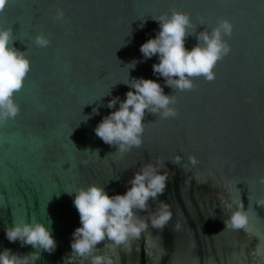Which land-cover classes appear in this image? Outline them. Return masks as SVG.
I'll return each mask as SVG.
<instances>
[{
	"label": "water",
	"instance_id": "obj_1",
	"mask_svg": "<svg viewBox=\"0 0 264 264\" xmlns=\"http://www.w3.org/2000/svg\"><path fill=\"white\" fill-rule=\"evenodd\" d=\"M58 8L65 12L61 22L54 19ZM173 8L191 13L196 34L186 40L189 50L199 32L230 19L233 33L225 38L231 52L218 62L214 80L196 78L193 90L176 93L178 117L146 114L143 145L121 155L95 128L119 108V102L107 107L109 100L126 99L130 87L122 81L129 72L130 78L157 80L173 94L153 71L158 55L144 60L140 51L159 32L153 18ZM0 26L12 28L15 47L31 60L16 94L21 111L0 124V252L36 250L7 239L14 219L50 218L57 246L41 250L36 264H73L66 257L82 226L74 192L97 183L110 195L124 194L141 165L159 158L170 171L159 199L170 205L171 221L162 231L149 226L127 247L102 242L101 252L108 247L119 262L130 263L138 244L166 264H264V205L258 203L264 200L258 182L264 176V0H9ZM40 32L51 39L45 48L34 43ZM133 60L138 63L129 70ZM86 149H99V156ZM177 154L181 165L171 162ZM192 154L199 160L194 167ZM241 200L251 231L224 225L230 212L222 205ZM158 202H149L152 210Z\"/></svg>",
	"mask_w": 264,
	"mask_h": 264
},
{
	"label": "clouds",
	"instance_id": "obj_2",
	"mask_svg": "<svg viewBox=\"0 0 264 264\" xmlns=\"http://www.w3.org/2000/svg\"><path fill=\"white\" fill-rule=\"evenodd\" d=\"M8 3L9 0H0V12ZM54 19L57 22L65 19L62 8L56 10ZM153 19L159 22V32L144 42L140 51L144 60L158 55L159 62L153 65V71L165 78L173 94H165L164 87L157 80L130 78L128 73L127 79L122 81L130 87L126 99L116 96L109 100L107 107L116 109L119 102V108L106 115L95 128L97 137L117 147L116 153L121 155L143 145L145 126L148 124L144 123L146 114L158 115V119L178 117L176 93L193 90L196 78L214 80L218 62L231 52V44L225 37H231L234 24L228 18H221L210 30L206 27L199 32L196 36L198 42L190 50L186 47V40L196 34V31H190L194 27L191 13L173 8L170 14L162 13ZM14 41L12 28L0 26V124L19 115L21 106L16 101V94L24 87L31 71L30 56L27 51L16 48ZM34 43L45 48L51 44V39L40 32ZM137 63L133 60L125 67L130 70ZM93 113H98V108L93 109ZM91 152L99 156V149ZM182 160L183 157L177 154L171 162L181 165ZM188 163L196 166L198 157L190 155ZM169 172L165 160L157 158L155 162L151 160L141 165L124 194L110 195L104 185L97 183L82 186L74 192V205L82 226L75 229L71 253L66 258L69 261L80 258L81 264L84 261L88 264H114L112 256L99 249L98 245L102 242L110 241L114 248L127 247L132 240L140 238L149 226L162 231L173 216L170 205L159 199L167 188ZM258 182L264 185V176H260ZM150 201H159L155 210L151 209ZM233 203L222 205L225 212H230L224 219L225 228L251 231L249 209L245 208L243 200L235 207ZM258 203L264 205V200ZM142 212H147V215H141ZM50 224V218L47 223L35 216L31 221L16 222L14 219L13 224L6 228L7 239L10 242L19 240L22 246L31 245L36 250L21 255L5 248L0 252V264H36L41 258V250L54 251L57 244Z\"/></svg>",
	"mask_w": 264,
	"mask_h": 264
},
{
	"label": "flooded vegetation",
	"instance_id": "obj_3",
	"mask_svg": "<svg viewBox=\"0 0 264 264\" xmlns=\"http://www.w3.org/2000/svg\"><path fill=\"white\" fill-rule=\"evenodd\" d=\"M138 240H141V238H138ZM103 250H105V252H108L109 255L112 256V258L114 260V264H166V263L160 262V260L158 259L159 254L156 251L154 252L153 256L150 257L148 255V252H145V250L143 251L142 248L138 244L135 245V250L130 255V263L119 262L117 260V258L113 255V253H111V250L108 249V247H103ZM73 264H81L80 258H76L73 261ZM83 264H88V261H84ZM186 264H192V263L189 262ZM196 264H200V263L197 262ZM204 264H214V263H213V261L209 260L208 262H206Z\"/></svg>",
	"mask_w": 264,
	"mask_h": 264
}]
</instances>
